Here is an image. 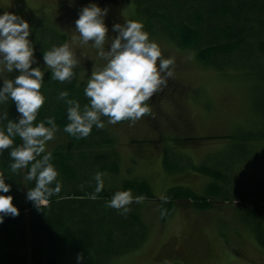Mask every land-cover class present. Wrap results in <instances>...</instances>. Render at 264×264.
Masks as SVG:
<instances>
[{"label": "rangeland", "instance_id": "1", "mask_svg": "<svg viewBox=\"0 0 264 264\" xmlns=\"http://www.w3.org/2000/svg\"><path fill=\"white\" fill-rule=\"evenodd\" d=\"M95 2L108 9L109 35L115 34L113 23L141 20L161 44L162 54L174 58V76L149 101L150 112L135 122L106 124L102 130L110 141L89 153V163L94 154L98 159L104 152L111 156L107 162L117 173L112 170L113 178L105 179L106 189L124 180H141L147 185L141 189L144 199L136 203V227L127 229L138 236L143 233L142 239L134 236L137 246L108 255L100 264H264V246L253 228L255 218L246 211L250 208L254 217L257 212L264 220V54L259 49L264 39L244 43L243 55L216 53L220 67L207 65L200 59L203 47L172 40L169 26L161 18L149 25L144 21L142 4L147 0ZM81 7L58 0H0V12L8 10L28 20L33 28L34 55L41 64L42 52L50 46L46 38L52 37L58 44L64 36L72 44L80 59L73 79L80 85V76L90 75L94 65V52L72 41ZM169 8L164 9L167 14ZM199 8L202 12L186 11L188 19L171 28L181 23L199 25L192 18L207 15L212 6ZM4 75L10 78L15 73ZM65 145L60 148L69 153ZM203 170L211 175L217 172L220 179ZM174 188L170 196L176 198L170 199L167 193ZM161 193L167 199L160 200ZM168 200L172 203L165 211L164 201ZM76 255L65 254L59 264H77ZM79 264L88 263L81 259Z\"/></svg>", "mask_w": 264, "mask_h": 264}, {"label": "clouds", "instance_id": "2", "mask_svg": "<svg viewBox=\"0 0 264 264\" xmlns=\"http://www.w3.org/2000/svg\"><path fill=\"white\" fill-rule=\"evenodd\" d=\"M107 12L106 7L89 0L74 21L72 41L94 52V65L90 75L80 76L86 102L70 97L67 90L57 93V99L65 105L67 123L63 131L73 137H87L93 127L102 129L122 120H139L150 112L149 101L174 76V58L162 54L161 44L150 36L141 20L113 23L111 31L115 34L109 35ZM32 31L28 20L19 14L0 12V158H5L7 150L8 161L6 170H0V223L6 215L19 214L7 178L21 176L20 182L28 186L25 200L37 209L47 206L50 197L61 191L59 172L47 147L58 125L52 115L38 116L47 100L42 90L45 72L58 83L70 81L77 75L80 59L66 40L45 48L41 64L34 55ZM4 73L15 75L9 78ZM8 102L15 106L14 117L3 107ZM105 175L94 173L91 198L104 188ZM143 199L142 194L133 195L131 189H117L105 203L125 214L131 203ZM159 199L167 197L161 193ZM81 259L77 254V264Z\"/></svg>", "mask_w": 264, "mask_h": 264}, {"label": "trees", "instance_id": "3", "mask_svg": "<svg viewBox=\"0 0 264 264\" xmlns=\"http://www.w3.org/2000/svg\"><path fill=\"white\" fill-rule=\"evenodd\" d=\"M60 3L68 6H85L89 0L84 2L61 0ZM142 6L146 7V9L143 7L144 21L148 25L150 21L161 18L160 21L165 26H169L172 40L175 38L178 42L179 39V43L188 45L192 42L194 43L191 45L192 48L203 47L204 56L200 59H203L202 62L207 65L216 63L219 66L222 62L218 55L231 56L235 52L243 55L246 52L242 49L244 43L264 39V0H147ZM167 6H170L168 14L164 11ZM199 6H212L207 15L202 13L192 18L193 20L190 19L199 25L184 26L181 23L180 26L171 28L173 23L187 18L184 16L186 11L202 12ZM49 32L59 39L62 36L58 33L54 34L52 30ZM46 39L49 45L57 42L54 38L51 40L52 37ZM64 40L62 36V41ZM41 41L45 43V39ZM214 44L219 45L212 47ZM259 49L264 54V41ZM48 73L50 72L45 74L42 89L47 100L38 118L52 115L58 125L54 139L48 142L47 147L53 154V162L59 172L61 191L50 197L47 206L37 209L30 201L25 200L28 186L20 182L19 174L6 179V182L11 184L10 193L13 195V203L18 207L19 214L14 217L6 215L0 223V264H59L62 257L69 252L79 254L88 264H100L107 261L108 255L127 252L137 246L139 242L134 240V236L137 239H142L143 236V233L138 236V232L132 233L130 232L132 229L127 230L128 227H136L137 224L136 202L128 206L129 211L125 214L106 206L105 202L118 188L131 189L132 192L139 191L138 195H141L144 190L142 187L145 188L147 185L141 180H124L121 185L110 183L108 189L105 188L107 187L105 184L102 191L96 194L95 199L90 197L95 186L93 176L96 171L105 173L104 179L111 177L114 172L117 173L116 168L113 169V165L110 166L107 162L111 156L106 152L100 159L94 154V160L89 163V155L100 150L97 148L110 139L102 129L95 127L87 137H73L63 131V126L67 123L65 105L57 99V93L62 89L67 90L70 97H75L84 103L86 101L82 94V85L76 83L75 79L58 83L51 80ZM3 107L7 109L10 117L16 115L15 106L11 102ZM62 144H66L69 153H66L65 148V150L60 148ZM6 153L7 150H5V158H0V170H6L8 163ZM205 173L211 175L208 171ZM216 173L211 177L219 180L220 177ZM175 189L167 193L170 199L176 198L170 196ZM164 202L168 206L164 210L168 211L172 200ZM246 211L249 217L253 220L255 218L253 228L259 243L264 246L263 217L257 212L254 217L250 208Z\"/></svg>", "mask_w": 264, "mask_h": 264}, {"label": "flooded vegetation", "instance_id": "4", "mask_svg": "<svg viewBox=\"0 0 264 264\" xmlns=\"http://www.w3.org/2000/svg\"><path fill=\"white\" fill-rule=\"evenodd\" d=\"M59 1V3L61 2V0H58ZM82 2H84V0H81ZM84 6V5H83Z\"/></svg>", "mask_w": 264, "mask_h": 264}]
</instances>
